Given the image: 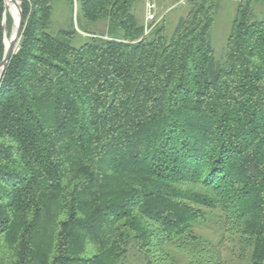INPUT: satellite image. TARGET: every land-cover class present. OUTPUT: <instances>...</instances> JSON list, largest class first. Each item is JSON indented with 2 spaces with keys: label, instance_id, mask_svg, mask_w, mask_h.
<instances>
[{
  "label": "trees",
  "instance_id": "16d2710c",
  "mask_svg": "<svg viewBox=\"0 0 264 264\" xmlns=\"http://www.w3.org/2000/svg\"><path fill=\"white\" fill-rule=\"evenodd\" d=\"M19 1L0 78V264H132L130 248L144 264H228L194 229L212 212L245 264H264V0L238 1L223 61L222 0H188L171 36L165 16L147 32L138 0H65L77 21L57 31L56 0ZM13 28L0 0V62Z\"/></svg>",
  "mask_w": 264,
  "mask_h": 264
},
{
  "label": "rangeland",
  "instance_id": "374dc122",
  "mask_svg": "<svg viewBox=\"0 0 264 264\" xmlns=\"http://www.w3.org/2000/svg\"><path fill=\"white\" fill-rule=\"evenodd\" d=\"M146 1L138 0L134 7V14L139 23L146 24ZM157 5V16H165L166 33L171 36L178 21L187 14L188 0H154ZM239 0H222L217 10L215 22L211 29V42L217 61H223L226 55V43L229 36L231 25L236 14ZM53 23L52 29L57 31L59 28L67 27L70 19L77 21L78 6L75 4L74 9L65 0L54 1ZM257 18L264 20V3H258L254 6ZM106 22L102 21L93 26H83L90 31H103ZM14 28L9 32L12 35ZM80 32L74 40L73 44L81 45L86 40L87 34ZM8 37V31H6ZM10 38V37H8ZM18 49V46H17ZM219 213H209L206 223H196L194 229L197 233L207 237L214 243H218L221 239L223 258L228 264H245L247 259L242 255V250L235 236L226 233L221 228ZM179 255V254H178ZM127 261L132 264H144V260L133 248H130L127 254Z\"/></svg>",
  "mask_w": 264,
  "mask_h": 264
},
{
  "label": "water",
  "instance_id": "95a60500",
  "mask_svg": "<svg viewBox=\"0 0 264 264\" xmlns=\"http://www.w3.org/2000/svg\"><path fill=\"white\" fill-rule=\"evenodd\" d=\"M12 2H14L17 6L18 9V14H19V19L16 23V21H14V25H15V31L12 33V35L10 36V42L9 44H7V37L5 34V45H6V49H5V54L4 57L2 59V61L0 62V78L2 77L3 73L6 70V67L10 61V59L12 58V56L17 52V46L19 45L22 33H23V29H24V16H23V11L21 8V3L19 0H12ZM5 4H6V0H5Z\"/></svg>",
  "mask_w": 264,
  "mask_h": 264
},
{
  "label": "built area",
  "instance_id": "2783aa9c",
  "mask_svg": "<svg viewBox=\"0 0 264 264\" xmlns=\"http://www.w3.org/2000/svg\"><path fill=\"white\" fill-rule=\"evenodd\" d=\"M157 5L154 0H147L146 1V26H147V32L149 31L148 24L150 22H153L154 20H157Z\"/></svg>",
  "mask_w": 264,
  "mask_h": 264
},
{
  "label": "bare ground",
  "instance_id": "6f19581e",
  "mask_svg": "<svg viewBox=\"0 0 264 264\" xmlns=\"http://www.w3.org/2000/svg\"><path fill=\"white\" fill-rule=\"evenodd\" d=\"M5 5H6V14L8 15V13H9L12 16V18L14 19V21H16V23H17V21L19 19V14H18L17 6H15L16 4L14 2H12V0H6ZM5 21H6V16L4 18V22ZM9 42H10V38L7 37V44H9Z\"/></svg>",
  "mask_w": 264,
  "mask_h": 264
}]
</instances>
